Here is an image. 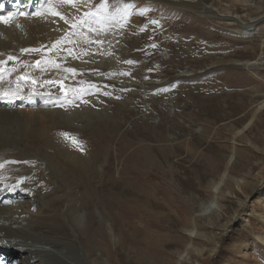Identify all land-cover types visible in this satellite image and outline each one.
<instances>
[{"label": "rangeland", "instance_id": "rangeland-1", "mask_svg": "<svg viewBox=\"0 0 264 264\" xmlns=\"http://www.w3.org/2000/svg\"><path fill=\"white\" fill-rule=\"evenodd\" d=\"M148 1L78 0L75 9L58 13L57 40L45 33L37 45L23 47L32 41L27 35L14 40L16 48L7 40L8 49L32 47L38 54L30 64L42 71L39 80L54 72L42 86L24 80L20 93L58 85L69 93L67 102L58 99L65 94L49 92L33 94L34 103L2 105L0 133L12 132L23 143L32 137L27 134L59 136L65 146L77 145L68 152L96 158V185L100 174L113 176L110 207L96 209L100 247L91 251L80 236L61 241L69 264H205L209 252L207 264H264L257 238L264 235L258 219L264 191L247 194L264 161V0ZM188 1L199 6L180 4ZM248 23L252 33L242 29ZM5 26L0 35L13 28ZM107 60L111 65L102 67ZM72 65L96 69L74 75ZM246 174L239 194H225ZM11 194L1 206L23 201ZM220 194L245 199V210L215 221L227 204ZM206 201L217 210L200 220L197 208ZM11 259L1 257L2 264H16Z\"/></svg>", "mask_w": 264, "mask_h": 264}, {"label": "bare ground", "instance_id": "bare-ground-1", "mask_svg": "<svg viewBox=\"0 0 264 264\" xmlns=\"http://www.w3.org/2000/svg\"><path fill=\"white\" fill-rule=\"evenodd\" d=\"M43 1L45 0H0V32L3 31L4 25H6L5 27L13 26L7 33L0 35V108L3 107L2 105L10 106L12 103L21 101L34 103L33 94L40 96L51 92L65 94L66 96H59L58 99L66 97L65 102H67L69 92H65V88L61 85H58L59 87L52 86V91L47 88L20 93L19 88L24 80H27L29 85H32L33 80H39V72L42 71L36 72L31 67L37 63L30 64V57L38 54H31L28 51L32 47H26V50L19 48L15 50L8 49L7 45V40L11 39L10 48L19 47L14 44V40H23L27 35L32 41L24 42L23 47L29 42L36 44L45 39V33L54 36V40H57L63 30L60 27L61 17L58 13L63 10L75 9L78 0H48L46 4H42ZM173 1L177 3L176 1L181 0H153L148 2L166 4ZM73 4L75 5L73 6ZM180 4L190 8L199 6L189 1ZM81 6H78L80 10ZM200 9H203L206 14L211 12V9L204 5H200ZM242 29L246 33H252L253 30L249 23L242 24ZM76 37V42L79 43L77 45L83 49L81 45L85 42L84 35L78 34ZM49 44H53L52 41H49ZM44 51L46 50L44 49ZM10 57L12 60L9 59ZM103 62H108L107 64L103 63L104 66L102 67L104 68L111 65L109 60ZM251 64L253 65L252 62L248 63V65ZM83 67L88 68L84 69ZM83 67L72 65V73L76 75L84 70L96 69L90 65H83ZM80 68H82L81 71H79ZM6 69H12L11 73L9 74L8 71L5 73ZM53 74L54 72L51 70L50 75L42 77L43 79L39 80L40 86L48 84ZM13 81L16 82L13 83ZM70 97L75 100L77 93L71 92ZM263 104L264 102L260 106ZM28 111L33 112V110ZM39 112L47 118L45 113L48 111L46 109H40ZM3 114L4 111L0 110V117ZM2 133H0V185L5 187H0V264H2L1 257L3 261L8 262L12 258L11 261L16 264H69L66 260L67 255L64 247L58 243L74 241L77 236L86 240L91 251L100 247L104 233L99 222L100 219L97 218L99 214L96 209L100 204L104 207L102 203L106 207H110L111 200H113V187L116 186L113 176L100 174L101 183L96 185L95 180L98 176L96 158L88 155L85 157L82 153L76 155L74 154L76 151L72 152L73 150L71 153L68 152L70 145L72 147L77 145L67 142V146H65L64 141L58 142L59 136L55 138L57 140L55 141L51 135L48 137L46 135L37 136L39 133L37 135L27 134L32 137L23 143L22 138L14 136L12 132ZM261 164L255 173L257 185L251 187L248 195L255 189L261 188V191H264V161ZM247 178L248 175L246 174L240 180H236L238 186L236 191L230 189L225 194H239L240 190L246 187ZM5 193L6 197L4 196ZM11 193H15V196L19 195L18 200L23 201L19 205L16 203L9 207L1 206L2 201L12 196ZM225 194L216 195L219 201H227V204L218 209L220 215L216 214L215 221H222L226 216L225 213L231 210V218L233 219L242 213L247 206L245 199L242 202L233 201V199H228L229 195ZM25 199L29 200L25 202ZM211 207L212 204L209 201L201 203L195 216L200 217V220L204 219V214L211 211ZM214 210L212 209V211ZM259 212L258 219L264 225V206L260 208ZM210 223L207 222V224ZM227 223V221H223V224ZM257 238L264 243V235L258 234ZM109 241L111 243L112 240ZM188 244L191 243L188 242ZM187 246L186 249H188ZM211 253L206 255L205 258L208 260L205 264L211 258ZM90 261L92 262V260ZM93 264L96 262L93 261Z\"/></svg>", "mask_w": 264, "mask_h": 264}, {"label": "snow or ice", "instance_id": "snow-or-ice-1", "mask_svg": "<svg viewBox=\"0 0 264 264\" xmlns=\"http://www.w3.org/2000/svg\"><path fill=\"white\" fill-rule=\"evenodd\" d=\"M9 59H11V57Z\"/></svg>", "mask_w": 264, "mask_h": 264}]
</instances>
